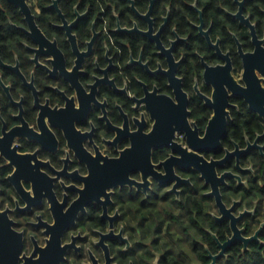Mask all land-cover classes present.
Returning a JSON list of instances; mask_svg holds the SVG:
<instances>
[{
  "label": "flooded vegetation",
  "instance_id": "af4514ba",
  "mask_svg": "<svg viewBox=\"0 0 264 264\" xmlns=\"http://www.w3.org/2000/svg\"><path fill=\"white\" fill-rule=\"evenodd\" d=\"M0 209V264L264 245V0H0Z\"/></svg>",
  "mask_w": 264,
  "mask_h": 264
},
{
  "label": "trees",
  "instance_id": "16d2710c",
  "mask_svg": "<svg viewBox=\"0 0 264 264\" xmlns=\"http://www.w3.org/2000/svg\"><path fill=\"white\" fill-rule=\"evenodd\" d=\"M190 247L193 249L196 248V253L193 251L192 255H189L186 253L185 248H181V253L177 255H167V257L163 259V264H193L195 261L193 260L194 257L199 264H210V259L206 257L205 253H202L205 249L201 245V242L192 241ZM210 247L216 249L214 244H210ZM189 261H191V263H189ZM217 264H264V245L258 242L254 243L249 251L243 253L242 245L236 244L231 248L230 255L220 258Z\"/></svg>",
  "mask_w": 264,
  "mask_h": 264
},
{
  "label": "water",
  "instance_id": "95a60500",
  "mask_svg": "<svg viewBox=\"0 0 264 264\" xmlns=\"http://www.w3.org/2000/svg\"><path fill=\"white\" fill-rule=\"evenodd\" d=\"M257 238L254 237V238H243V242L245 244V246H248L249 243H251L252 241H254L255 239ZM235 241V238L233 239H230L227 243L223 244L222 247H223V250L226 249V247H228L231 243H233ZM224 254V251L221 252V254L219 255H211V259H212V263L211 264H217V260L221 257V255Z\"/></svg>",
  "mask_w": 264,
  "mask_h": 264
},
{
  "label": "rangeland",
  "instance_id": "374dc122",
  "mask_svg": "<svg viewBox=\"0 0 264 264\" xmlns=\"http://www.w3.org/2000/svg\"><path fill=\"white\" fill-rule=\"evenodd\" d=\"M190 243H191V241L190 240H187V241H182L180 244H179V246H178V248H187L186 250V253H188L189 255H192V252L190 251V248H189V246L188 245H190ZM193 260H195L194 262H193V264H199L198 263V261L196 260V258L194 257L193 258ZM189 263H191V261H189ZM201 264V263H200Z\"/></svg>",
  "mask_w": 264,
  "mask_h": 264
},
{
  "label": "clouds",
  "instance_id": "9594fccd",
  "mask_svg": "<svg viewBox=\"0 0 264 264\" xmlns=\"http://www.w3.org/2000/svg\"><path fill=\"white\" fill-rule=\"evenodd\" d=\"M6 206H7V205H6ZM0 211H2V209H0ZM40 247H41V248H44L45 245H44L43 243H41V244H40Z\"/></svg>",
  "mask_w": 264,
  "mask_h": 264
}]
</instances>
